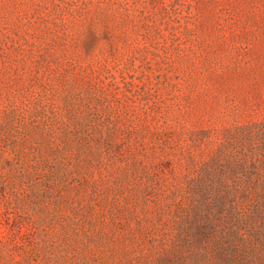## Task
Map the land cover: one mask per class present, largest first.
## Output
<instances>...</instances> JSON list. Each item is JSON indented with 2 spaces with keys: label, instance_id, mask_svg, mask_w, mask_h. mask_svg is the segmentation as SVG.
<instances>
[{
  "label": "rangeland",
  "instance_id": "obj_1",
  "mask_svg": "<svg viewBox=\"0 0 264 264\" xmlns=\"http://www.w3.org/2000/svg\"><path fill=\"white\" fill-rule=\"evenodd\" d=\"M0 264H264V0H0Z\"/></svg>",
  "mask_w": 264,
  "mask_h": 264
}]
</instances>
